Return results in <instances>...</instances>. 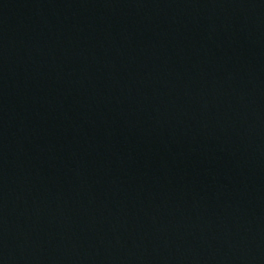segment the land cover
<instances>
[{
    "label": "water",
    "instance_id": "95a60500",
    "mask_svg": "<svg viewBox=\"0 0 264 264\" xmlns=\"http://www.w3.org/2000/svg\"><path fill=\"white\" fill-rule=\"evenodd\" d=\"M191 264H264V0H94Z\"/></svg>",
    "mask_w": 264,
    "mask_h": 264
}]
</instances>
